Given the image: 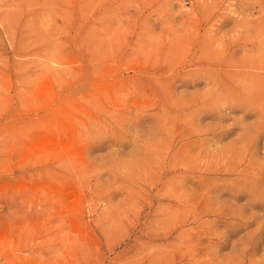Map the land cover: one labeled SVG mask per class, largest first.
Here are the masks:
<instances>
[{"label": "rangeland", "instance_id": "374dc122", "mask_svg": "<svg viewBox=\"0 0 264 264\" xmlns=\"http://www.w3.org/2000/svg\"><path fill=\"white\" fill-rule=\"evenodd\" d=\"M0 264H264V0H0Z\"/></svg>", "mask_w": 264, "mask_h": 264}, {"label": "bare ground", "instance_id": "6f19581e", "mask_svg": "<svg viewBox=\"0 0 264 264\" xmlns=\"http://www.w3.org/2000/svg\"><path fill=\"white\" fill-rule=\"evenodd\" d=\"M182 150V149H181ZM202 178V177H201ZM203 180V179H202Z\"/></svg>", "mask_w": 264, "mask_h": 264}]
</instances>
